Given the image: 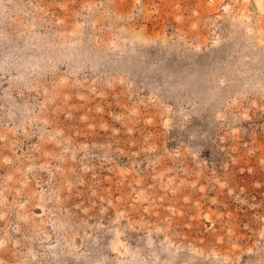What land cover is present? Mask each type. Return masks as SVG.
<instances>
[{
	"label": "rangeland",
	"instance_id": "1",
	"mask_svg": "<svg viewBox=\"0 0 264 264\" xmlns=\"http://www.w3.org/2000/svg\"><path fill=\"white\" fill-rule=\"evenodd\" d=\"M0 264H264V0H0Z\"/></svg>",
	"mask_w": 264,
	"mask_h": 264
}]
</instances>
